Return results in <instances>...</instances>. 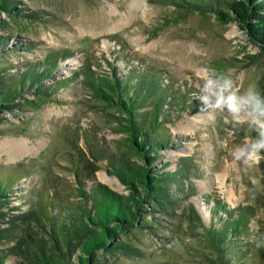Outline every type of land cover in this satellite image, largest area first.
I'll return each instance as SVG.
<instances>
[{"label": "rangeland", "instance_id": "rangeland-1", "mask_svg": "<svg viewBox=\"0 0 264 264\" xmlns=\"http://www.w3.org/2000/svg\"><path fill=\"white\" fill-rule=\"evenodd\" d=\"M141 2L145 4L135 6L133 0H17V6L42 11L45 22L0 12V36L10 37L0 44V90L9 88L28 65L48 53L58 57L44 83L65 81L39 105L23 99L33 96L27 89L17 96L19 105L0 111V171L19 176L18 189L10 199V205L19 204V208L8 209L11 214H24L18 235L38 239L49 248L48 237L30 220L29 212L40 214L50 199L62 208L77 203L79 180L86 187L100 182L117 192L127 191L109 173L103 156L126 152L138 159L114 120L116 109L92 95L80 83V76L72 77L85 62L94 72L110 74L107 59L120 74L132 69L158 76L169 87L173 119L164 130L171 136V145L160 150L158 159L169 161L172 167L178 156L188 155L196 174L190 177L194 193L178 202L173 217L159 215L156 227L122 234L121 238L139 247L138 254L99 251V264H216L201 255L212 254L211 247L201 235V225L193 221V211H197L204 226L212 221L219 225L211 209L215 197L228 208L253 206L249 237L241 240L251 247L238 264H264V158L250 167L234 160L232 150L254 134L245 127L226 125L222 113L201 111L197 99L199 75L205 69L230 75L242 90L255 85L264 95V56L257 55L258 47L234 21L221 23L212 14L185 13L172 3ZM21 45L26 47L20 49ZM60 50L70 55L61 57ZM20 138L31 150L11 159L6 148ZM12 244L14 240L5 239L0 248ZM72 253L75 257L77 251ZM19 254L8 255L4 264H35Z\"/></svg>", "mask_w": 264, "mask_h": 264}, {"label": "trees", "instance_id": "trees-1", "mask_svg": "<svg viewBox=\"0 0 264 264\" xmlns=\"http://www.w3.org/2000/svg\"><path fill=\"white\" fill-rule=\"evenodd\" d=\"M156 1L172 3L184 12L212 14L221 23L234 21L258 47L257 55L264 56V0ZM2 11L10 17L46 21L42 11L17 6V0H0ZM9 38L0 36V44ZM25 47L21 45L20 49ZM59 55L66 57L70 53L60 50ZM57 57L48 53L28 65L13 79L9 88L0 90V111L19 105L16 98L27 89L33 94L32 98L23 97L27 102L39 105L48 100L65 82L55 80L44 83L55 68ZM105 61L111 69L108 75L94 72L89 62H85L72 73V77L80 76V83L92 95L116 109V113L112 114L114 120L119 130L125 133L129 150L139 160L126 152L117 157L114 154L105 156V153L103 156L108 160L109 173L115 174L127 191L117 192L100 182L86 187L79 180L80 200L77 203L62 208L50 199L49 205L40 214L30 210V220L50 241L47 248L38 239L26 240L18 235V228H22L20 219L24 218V214H11L8 209L19 208V204L10 205L11 196L18 189L16 182L19 176L0 171V241H15L11 246L0 248V264L5 263L8 255L18 257L19 253L35 264H99V251L105 255L117 252L138 254L139 247L121 238L122 234L156 227L159 215L173 217L178 202L194 193L190 177L196 174V167L190 156H178L172 167H169V161L158 159L160 150L171 145V136L164 130L165 124L173 119L169 109L172 104L169 87L158 76L133 73L132 69L129 73L120 74L113 62ZM55 193L53 191L51 196L55 197ZM211 209L213 214L218 215V226L214 221L204 226L197 211H193V221L201 225V235L212 252L201 255L216 264L241 263L247 256L248 247H251L250 243H245L246 240H241L249 237L248 223L254 214L253 206L239 204L228 208L215 197ZM74 239L77 241L74 242ZM258 245L260 247L261 243ZM75 250L77 254L72 257Z\"/></svg>", "mask_w": 264, "mask_h": 264}, {"label": "clouds", "instance_id": "clouds-1", "mask_svg": "<svg viewBox=\"0 0 264 264\" xmlns=\"http://www.w3.org/2000/svg\"><path fill=\"white\" fill-rule=\"evenodd\" d=\"M197 99L201 111L224 114V123L233 129L245 127L254 135L246 136L231 156L244 166L258 164L264 153V95L255 85L241 89L227 74H216L205 69L199 75Z\"/></svg>", "mask_w": 264, "mask_h": 264}, {"label": "bare ground", "instance_id": "bare-ground-1", "mask_svg": "<svg viewBox=\"0 0 264 264\" xmlns=\"http://www.w3.org/2000/svg\"><path fill=\"white\" fill-rule=\"evenodd\" d=\"M142 4H145V3L144 2L142 3L141 0H133V5L135 6H140ZM38 141L41 142L42 139ZM30 148L31 147L28 144V142L24 140L23 138H20L17 140H12V143L6 148V153H8L9 158L13 159V158H16L17 156H20L23 153H26L27 151H30L31 150Z\"/></svg>", "mask_w": 264, "mask_h": 264}, {"label": "crops", "instance_id": "crops-1", "mask_svg": "<svg viewBox=\"0 0 264 264\" xmlns=\"http://www.w3.org/2000/svg\"><path fill=\"white\" fill-rule=\"evenodd\" d=\"M87 149H88V146H87ZM89 150V149H88ZM90 151V150H89Z\"/></svg>", "mask_w": 264, "mask_h": 264}]
</instances>
